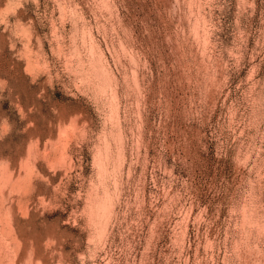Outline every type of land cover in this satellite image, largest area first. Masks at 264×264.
<instances>
[{"label": "rangeland", "instance_id": "374dc122", "mask_svg": "<svg viewBox=\"0 0 264 264\" xmlns=\"http://www.w3.org/2000/svg\"><path fill=\"white\" fill-rule=\"evenodd\" d=\"M0 264H264V0H0Z\"/></svg>", "mask_w": 264, "mask_h": 264}, {"label": "bare ground", "instance_id": "6f19581e", "mask_svg": "<svg viewBox=\"0 0 264 264\" xmlns=\"http://www.w3.org/2000/svg\"><path fill=\"white\" fill-rule=\"evenodd\" d=\"M65 153H66L65 149L62 148V149L60 150V153H59V154H60V156H64ZM60 156H58V157H60Z\"/></svg>", "mask_w": 264, "mask_h": 264}]
</instances>
